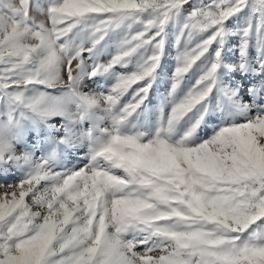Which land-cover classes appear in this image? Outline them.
<instances>
[{"label":"snow or ice","instance_id":"6c2138e0","mask_svg":"<svg viewBox=\"0 0 264 264\" xmlns=\"http://www.w3.org/2000/svg\"><path fill=\"white\" fill-rule=\"evenodd\" d=\"M0 264H264V0H0Z\"/></svg>","mask_w":264,"mask_h":264},{"label":"rangeland","instance_id":"374dc122","mask_svg":"<svg viewBox=\"0 0 264 264\" xmlns=\"http://www.w3.org/2000/svg\"><path fill=\"white\" fill-rule=\"evenodd\" d=\"M175 35V28L170 27L169 29V44L167 48V55L164 57L162 61V67L160 70V75H158L157 78V83L153 86V90L150 94V100H151V106L154 107L156 106L160 100L162 99V94H165L168 87H169V76L171 75L172 68L174 66L173 62V55H174V49L172 48V41L174 39ZM235 42V38H232L230 40L229 45L231 43ZM250 55L252 57H255L256 55V50L255 47L250 49ZM107 59V57H104ZM237 57L234 55V51H230L228 53L226 63H234L236 61ZM126 71V70H122ZM198 75V72H197ZM252 74H249L248 76L242 75L239 71L235 72H228L227 70H223L222 72V80L224 81L225 84H228L229 86L236 88L238 87L240 89V95L243 97L245 100H249L250 97L247 95V88L250 86L254 81L251 79ZM195 77L191 81H188L187 83L190 85L192 82H194ZM217 103L216 99V94L213 95V97L210 100V106L214 107ZM167 111V109H165ZM220 113L219 112H211L210 113V118H211V123H209L206 127H203V132L207 135L211 133L212 128L215 126V124L219 120ZM153 121L155 120V113H153L152 117ZM77 160H73L72 164L77 163ZM72 164H69L68 166L71 167ZM8 182H11V179H9Z\"/></svg>","mask_w":264,"mask_h":264}]
</instances>
